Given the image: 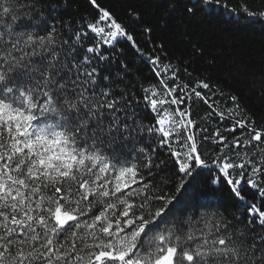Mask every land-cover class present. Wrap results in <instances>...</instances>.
Wrapping results in <instances>:
<instances>
[{
  "label": "snow or ice",
  "instance_id": "obj_1",
  "mask_svg": "<svg viewBox=\"0 0 264 264\" xmlns=\"http://www.w3.org/2000/svg\"><path fill=\"white\" fill-rule=\"evenodd\" d=\"M89 3L97 15L73 23L54 0H0V264H264V125L237 95L221 110L209 82L187 67L180 81L177 64L145 53L129 24ZM124 42L157 84L145 87L122 59L117 67ZM193 99L212 109L199 121ZM213 115L230 122L231 139L206 134ZM157 150L172 159L174 182L153 185L171 171H153L166 164ZM221 184L245 212L224 214Z\"/></svg>",
  "mask_w": 264,
  "mask_h": 264
},
{
  "label": "trees",
  "instance_id": "obj_2",
  "mask_svg": "<svg viewBox=\"0 0 264 264\" xmlns=\"http://www.w3.org/2000/svg\"><path fill=\"white\" fill-rule=\"evenodd\" d=\"M59 5V17L61 20L71 19L76 21H90L97 15L96 10L89 0H54ZM101 7L112 11L119 19L129 24L134 29L133 35L136 43L145 53H153L161 56L163 62L168 61L177 64L181 69L180 81H187L183 69L192 73L193 77L210 83V89L204 90L212 101L218 103L219 108L231 107L228 97L237 95L240 97L242 107L252 115L257 127L264 125V17L248 16L240 11L242 6H247L252 12L264 11V0H221L228 7L220 5H204L193 0H97ZM170 6H175L176 11H170ZM203 8L196 15H190L184 11L185 7ZM235 8V12H230ZM139 14V19L132 15ZM150 28V33L144 29ZM92 34L89 33V42ZM160 45L163 46L161 51ZM122 53H117V67L119 60H124L136 77L147 87L149 84H157L158 78L152 67L142 58L128 43H119ZM193 48L200 49L194 52ZM107 49V46H106ZM165 55L167 60L164 59ZM133 77L130 75L129 79ZM171 86V83L169 84ZM223 95L211 96L212 93L221 92ZM139 95V92L137 93ZM192 104L193 118L197 121L206 113L212 111L204 102ZM174 109L175 106H167ZM145 123H151L152 114L146 112ZM207 135L211 137L216 128L222 130V134L231 139V134L224 129L230 127V122L219 121L212 116L205 125ZM239 130H237V135ZM198 139L201 134H197ZM206 147L215 151L216 146L209 143ZM256 144L246 150L251 154L256 150ZM264 148V143L260 144ZM244 149H237L242 151ZM231 151V149H229ZM227 154V152H226ZM257 155L261 153L257 152ZM159 159L166 161L161 169L153 168L154 172L164 171L163 175L157 174L153 185H160L165 181L174 182L175 166L166 150H157ZM213 174H215L213 172ZM239 170H236V175ZM147 176V172H145ZM201 187H209V174L207 172L200 178ZM218 203L222 211L231 219L235 213H243L246 209L239 201L233 198L229 187L221 184L217 189ZM249 201L254 202L255 193L245 188L242 193ZM191 210V209H190Z\"/></svg>",
  "mask_w": 264,
  "mask_h": 264
}]
</instances>
